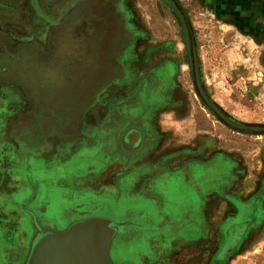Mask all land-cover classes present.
<instances>
[{"label":"rangeland","instance_id":"1","mask_svg":"<svg viewBox=\"0 0 264 264\" xmlns=\"http://www.w3.org/2000/svg\"><path fill=\"white\" fill-rule=\"evenodd\" d=\"M89 216L58 263L264 264V0H0V264Z\"/></svg>","mask_w":264,"mask_h":264},{"label":"flooded vegetation","instance_id":"2","mask_svg":"<svg viewBox=\"0 0 264 264\" xmlns=\"http://www.w3.org/2000/svg\"><path fill=\"white\" fill-rule=\"evenodd\" d=\"M117 138H118L117 139L118 148L124 154H129V153H134V152L139 151L141 145L143 144V142L145 140V136H144V133H143L142 129L138 125H135L133 123H131L130 125H128L127 127H125L120 133H118V137ZM105 146H106V144H105ZM83 218H85V219H83ZM79 219H82V220H79ZM79 219H74V220L68 222L61 229H58V230L51 229L49 231L50 232H56V231H59V230H64L66 236L67 237H70L72 234L81 235L85 231H87L86 229H89L90 226H93L94 229H89L87 232H96V229L97 228H102L101 234L98 232V234H99L98 236H102L103 234H105V232L107 233V231L113 232L112 229H111V228H113L114 229V232H113V235H112V237H113L114 235H116V233H118V228L123 224L121 222L122 224L114 226L113 225L114 223H112L111 221H117V220H114V219H111V218H107V219L110 220L109 222H107V221H100V220L98 221L97 220L98 225L96 224L97 222H91L92 220H95V219H90L89 220V219H86V217H82V218H79ZM93 223H95V224H93ZM95 225H97V227H95ZM134 225L138 227V224H134ZM44 227H46V226H44ZM77 230L81 234H78L77 233ZM44 231H46V228H42L39 231L37 230L35 232L34 239L35 238H39L40 235L42 234V232H44ZM237 235H238V229L235 228L234 231L232 232V234L229 235L226 238V241L224 243V249L227 248V247H229L234 242V240L237 238ZM112 237H110V239ZM54 255H53L54 258H56V254H54ZM66 260L67 261L65 263H62V264H74V263H72V257H71L70 260L69 259H66ZM81 264H83V263H81ZM97 264H99V263H97Z\"/></svg>","mask_w":264,"mask_h":264},{"label":"crops","instance_id":"3","mask_svg":"<svg viewBox=\"0 0 264 264\" xmlns=\"http://www.w3.org/2000/svg\"><path fill=\"white\" fill-rule=\"evenodd\" d=\"M47 194H48V198L49 199L51 197H53V198L56 197V194L54 192H52V191L51 192L47 191ZM83 219H85V218H83ZM79 220H82V219H79ZM95 220H98V219H95ZM166 220H167V218L164 219V221H166ZM96 224L98 225V222ZM101 231H102V228H97L96 229V232H99L100 234H101ZM185 234H186V232H185ZM62 235H65L66 236V234H65L64 231H63V233H53V232H50L49 230H46V231L42 232V234L40 235V236H42L43 238L46 239L45 240V243L46 244L44 245L46 247H44L42 249V254H43V257H44L43 258L44 259V264H59L58 261H57V259L53 257L54 254L51 251H52V249H53V247H54L55 242L57 241V239H59ZM30 255H31V247L29 249V252L27 254V257H26V260H25V263L24 264L27 263V259H28V257ZM74 264H76V263H74ZM79 264H81V263H79ZM104 264H108V263H104ZM109 264H111V263H109Z\"/></svg>","mask_w":264,"mask_h":264},{"label":"bare ground","instance_id":"4","mask_svg":"<svg viewBox=\"0 0 264 264\" xmlns=\"http://www.w3.org/2000/svg\"><path fill=\"white\" fill-rule=\"evenodd\" d=\"M97 227V225H96ZM45 238H43L42 236H40L39 238H33V240L31 241V255L28 257L27 259V263L26 264H44V257L42 254V249L46 246H44L45 243ZM108 250V247H107ZM107 250H106V259H105V263H110L108 260V255H107Z\"/></svg>","mask_w":264,"mask_h":264},{"label":"water","instance_id":"5","mask_svg":"<svg viewBox=\"0 0 264 264\" xmlns=\"http://www.w3.org/2000/svg\"><path fill=\"white\" fill-rule=\"evenodd\" d=\"M86 219H98V220H100V221H107V222H109L110 220L109 219H107V218H102V217H87ZM112 223H114L113 225L114 226H116V225H120V224H122V223H124V222H119V221H111ZM73 223V222H72ZM69 225V224H68ZM67 227V226H66ZM112 229V231L114 232V229L113 228H111ZM63 231L64 230H60V231H56V232H53V233H63ZM234 231V227H230L229 228V232H228V236L229 235H231L232 234V232ZM113 232L110 234V237H112V235H113ZM109 237V238H110ZM108 257V256H107ZM109 260V259H108ZM25 263V262H24ZM23 263V264H24Z\"/></svg>","mask_w":264,"mask_h":264}]
</instances>
